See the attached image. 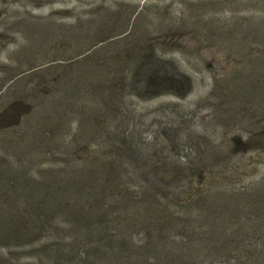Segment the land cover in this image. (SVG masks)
Returning <instances> with one entry per match:
<instances>
[{
  "label": "rangeland",
  "instance_id": "rangeland-1",
  "mask_svg": "<svg viewBox=\"0 0 264 264\" xmlns=\"http://www.w3.org/2000/svg\"><path fill=\"white\" fill-rule=\"evenodd\" d=\"M126 140L136 167L181 173L167 187L183 205L209 189H263L264 0H0V223L30 217L17 190L39 174L58 182L64 164L126 161ZM54 218L58 233L0 241V264H38L57 234L71 244L78 232ZM126 235L124 255L140 256L144 232ZM156 263L153 253L143 262Z\"/></svg>",
  "mask_w": 264,
  "mask_h": 264
},
{
  "label": "trees",
  "instance_id": "trees-1",
  "mask_svg": "<svg viewBox=\"0 0 264 264\" xmlns=\"http://www.w3.org/2000/svg\"><path fill=\"white\" fill-rule=\"evenodd\" d=\"M167 143L165 139L162 144ZM124 147L129 156L126 161L117 153L98 155L83 164H64L57 172L58 182L46 181L43 171L30 185L16 187L24 200L32 205L42 201L43 206L26 203L31 213L26 221L1 222L0 241H15L21 234L36 236L44 229L58 233L59 226L54 229L51 224L56 221L54 216L61 214L67 221L60 226L78 233L72 234L71 244L62 243L57 234L54 245L58 247L50 245L54 251L47 247L38 252V264L42 259L49 264L68 261L74 254L84 257L83 264H143L150 253L156 255V264H195L200 258H222L227 264H264V187L225 196H215L209 189L183 205L167 187L180 178L177 169L138 168L141 162L133 155L137 148L127 140ZM152 151V157L161 156L155 147ZM128 164L134 167L130 173ZM157 164L160 166V161ZM50 183L55 185L52 189ZM111 210L117 216L109 221ZM135 228L144 232L146 241L141 255L134 258L123 252L128 248L124 235ZM179 232L188 236L182 250L170 243ZM104 244L112 252L104 251Z\"/></svg>",
  "mask_w": 264,
  "mask_h": 264
}]
</instances>
